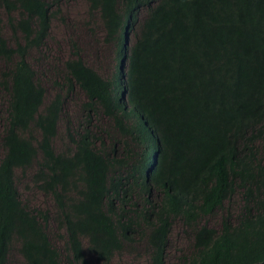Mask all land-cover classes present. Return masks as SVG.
<instances>
[{
  "label": "trees",
  "instance_id": "16d2710c",
  "mask_svg": "<svg viewBox=\"0 0 264 264\" xmlns=\"http://www.w3.org/2000/svg\"><path fill=\"white\" fill-rule=\"evenodd\" d=\"M85 2L114 45V72L105 79L69 59L56 73L65 94L46 102L27 58L60 6L0 0V264L14 245L24 264H86L82 241L110 264L137 239L147 264H165L175 222L191 242L177 264H264V0ZM76 90L77 125L93 118L95 130L70 129L71 148L55 153L61 100ZM103 135L111 147L96 150ZM32 166L34 187L54 201L65 261L48 213L29 209L16 187L15 170ZM217 212L216 228L199 224Z\"/></svg>",
  "mask_w": 264,
  "mask_h": 264
},
{
  "label": "rangeland",
  "instance_id": "374dc122",
  "mask_svg": "<svg viewBox=\"0 0 264 264\" xmlns=\"http://www.w3.org/2000/svg\"><path fill=\"white\" fill-rule=\"evenodd\" d=\"M57 2L60 11L51 21L44 47L40 51H30L27 58L28 63L35 70V74L38 75L41 85L45 88L46 102L51 100L57 92L66 90L61 77L64 73L63 64L67 60L79 57L87 67L105 79L113 74L115 66L114 45L104 40L100 20L97 16L89 14L85 0H57ZM2 18L4 21L2 34L9 43H12V34L4 15ZM1 68L2 66H0ZM56 73H60L61 77H58ZM61 86L62 91L60 90ZM83 101L84 96L78 90L72 93L70 98L64 100L63 111L56 123V134L51 140L55 153H64L67 148L70 149L67 135L69 129L77 127L80 106ZM1 105L0 94V107ZM103 123L106 122L98 117L100 127ZM75 131L82 132L78 127ZM100 143L109 145L110 141L106 136H102ZM94 148L101 149L96 141ZM35 169L34 166L25 171L16 169L14 172L15 184L20 197L29 209H41L42 213H48V221L45 224L47 236L52 247L58 250L60 259L65 261L67 256L64 248L65 234L63 228L60 229L53 219L56 212L54 201L37 191L31 181ZM238 200L239 198H235L232 202L230 210L233 214L237 213L239 208ZM221 213L217 212L211 218H203L199 224H208L216 228L222 218ZM82 243L86 264H101L87 252L85 242L82 241ZM190 243L189 236L185 233L183 226L179 222H175L169 235L165 264H177V258L189 252ZM147 262V250L144 244L137 239L135 245H126L120 253L113 256L110 264H147ZM8 264H24L22 257L17 252L16 245L8 255Z\"/></svg>",
  "mask_w": 264,
  "mask_h": 264
},
{
  "label": "clouds",
  "instance_id": "9594fccd",
  "mask_svg": "<svg viewBox=\"0 0 264 264\" xmlns=\"http://www.w3.org/2000/svg\"><path fill=\"white\" fill-rule=\"evenodd\" d=\"M127 43H128V41H127ZM124 60H125V56H123L122 59L119 60V63H120V65H121V66L117 65V68H118L119 70H122V69H123V65H122V64H123ZM1 66L3 67V65H1ZM1 69H2V68H1ZM1 69H0V70H1ZM36 77H38L37 74H36ZM38 81H39V83H40V79H39V78H38ZM40 84H41V83H40ZM41 86H42V85H41ZM64 87H65V85H64ZM42 88L44 89V92H45V88H44L43 86H42ZM65 89H66V87H65ZM65 92H66V90H65L64 92H62L63 94H62V93H61V94L64 95ZM72 93H73V92H72ZM72 93L69 94V96H67V98H70V96L72 95ZM82 95H83V94H82ZM83 96H84V95H83ZM67 98H66V99H67ZM64 100H65V99H62V100H61V102H62V109H63V102H64ZM84 102H85V97H84V101L81 103V105H82ZM81 115H82V112H81V106H80V118H79V121H78L79 123H80V120H81ZM92 117H93V115H92ZM98 117L102 118V119L106 122L105 118H103V117L98 113V116H96V123H97L98 126H99V124H98ZM92 119H93V118H92ZM92 119H91V120H92ZM91 120H90V125H89V127H88V126L86 127L85 124H83L82 126H78V125H76V126L78 127V129H81V131H83V130H87V129H89V131H94L95 129H94V130L91 129ZM96 123H95V124H96ZM103 124H104V123H103ZM105 124H106V123H105ZM105 124H104V125H105ZM77 127H76V128H77ZM76 128H71V129H76ZM69 130H70V129H69ZM96 133H97V132H96ZM103 136H104V135H103ZM98 137H101V136H98ZM97 143H100V141L98 140ZM106 146H107L106 148H110V147H111V145H106ZM69 147L71 148L70 145H69ZM0 156H1V153H0ZM149 166H150V161H149ZM18 192H19V191H18ZM40 193H41V192H40ZM41 194H42V193H41ZM19 195H20V194H19ZM42 195H43V194H42ZM43 196H44V195H43ZM20 198H21V197H20ZM21 199H22V198H21ZM22 201H23V199H22ZM63 231H64V230H63ZM64 234H65V233H64ZM9 253H10V252H9ZM147 255H148V254H147Z\"/></svg>",
  "mask_w": 264,
  "mask_h": 264
}]
</instances>
